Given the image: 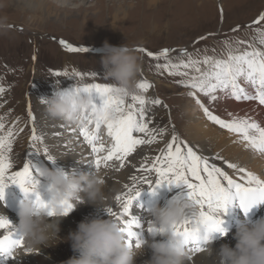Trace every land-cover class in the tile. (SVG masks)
Listing matches in <instances>:
<instances>
[{"label":"rangeland","instance_id":"1","mask_svg":"<svg viewBox=\"0 0 264 264\" xmlns=\"http://www.w3.org/2000/svg\"><path fill=\"white\" fill-rule=\"evenodd\" d=\"M261 13H264V0H0V20H6L7 24L11 25L0 29V86L5 88V93L0 95V122H3L6 128L15 125L14 131L17 135L13 152L10 154L14 169L19 170L23 163L29 160L34 174L42 165H49L47 162L54 167L58 165V162L48 161L43 152L36 153L31 148L33 125L28 115L29 106L35 116L34 126L37 134L42 137V143L37 146L43 149L46 145L43 143L44 133L40 128L46 113L41 99L51 97L57 91L72 90L79 83H111L105 79L106 69L102 63L103 53L100 51L105 41L114 46L126 43L134 47L135 51L137 48H145L155 53L167 48L172 50L173 63L179 62V58L184 56L182 49L194 58L204 55L221 57L225 52L223 42L226 40L244 41L242 48L255 44L256 47L264 49V45H260L257 39V26L253 24ZM61 39L89 51L69 52L59 43ZM136 52L142 58L137 84L146 79L153 85L146 93L140 92L139 89L136 92L148 99H151L153 93V96L166 105L148 106L151 118L149 126L168 129L164 135V147L171 142V136L176 134L198 154L210 158V163H215L217 167L228 172V159L220 153L218 154L222 159L217 158V153L204 155L206 150L188 138L183 128L186 125L184 112L186 104L194 99L187 94L189 90L177 82L180 77L170 75L167 70H158L157 65L166 62L163 58L156 60L145 53ZM73 70L83 73L84 78H70ZM65 71L69 73L68 77L54 75L56 72ZM93 73L95 79L92 78ZM205 101L209 104L206 97ZM63 122L65 121L60 123ZM63 132L66 134L64 130ZM74 132L75 129L69 139L79 135H73ZM77 132L79 133V130ZM63 146L68 147L67 143ZM162 149L153 152V147L148 149L151 154L146 156L140 169L145 165L151 166ZM53 153L54 151L49 154ZM82 154L79 157L83 162L87 161L89 156ZM133 162L136 167L137 164L134 160ZM88 165L90 162L81 166V172L91 175L86 172ZM60 168L66 170V166L60 165ZM131 172L133 173L132 170L129 173ZM141 174L153 181L158 178L155 172L149 174L140 171L134 176L140 177ZM37 178L40 180L38 188L47 191L43 178ZM139 185L147 188L143 183ZM165 187L170 188L173 185L165 183L159 189ZM182 192L181 189L165 192L163 198L167 201ZM5 202L3 207L6 206L5 209L16 218V214ZM261 204L254 206L248 214L244 213L243 217L251 221L262 218L263 211L261 216L259 214L262 210ZM114 206L120 207L117 201ZM92 218L94 214H82L75 209L61 222L60 236L66 238L70 232L77 229L80 222ZM162 237L167 239L166 236ZM19 249L21 248L16 249L14 253L16 260L0 257V262L17 264L20 258ZM41 250L48 257L54 258V264H63L64 261L77 256L70 241L42 247ZM38 253H29V256H32L30 260L36 261Z\"/></svg>","mask_w":264,"mask_h":264},{"label":"snow or ice","instance_id":"2","mask_svg":"<svg viewBox=\"0 0 264 264\" xmlns=\"http://www.w3.org/2000/svg\"><path fill=\"white\" fill-rule=\"evenodd\" d=\"M256 25L257 39L260 45H264V13L253 21ZM251 27V25H249ZM237 29H233L236 31ZM203 39V38H202ZM59 43L69 52H88L84 47L73 46L72 43L61 39ZM225 52L221 57L204 55L194 58L186 50L181 52L184 56L179 62L173 63L170 49L157 52L145 48H137L136 51L145 53L156 60L163 58L166 62L158 64V70H167L170 75L180 77L179 84L187 88L196 105L203 111L206 118L219 125L230 133L237 134L238 142L261 155H264V126L250 117H240L229 113L230 119H222L213 113L210 107L203 103L200 96L208 101H217L218 93L236 100L257 101L264 105V49L255 44H249L248 48H242L244 41H224ZM250 49V50H249ZM56 77H68V72H56ZM70 78H84V74L73 70ZM95 79V73L92 74ZM153 85L146 79L138 84L140 92L146 93ZM252 89L251 91L249 89ZM74 93H98L103 98V105L94 104L91 116H86L87 124L79 128L80 135L91 147L95 154V167L102 165L107 167L109 161H119L120 167L125 166L128 158L136 152L138 146L150 145L156 142L158 137H163L168 129L152 128L149 126V104L152 106L163 105L158 98L148 99L140 92L129 96L117 95L111 83H87L81 88L78 85L72 90ZM5 93V88L0 86V95ZM114 114V115H113ZM31 128V148L34 152L47 155L48 148L43 149L37 145L42 143V137L37 134L35 128V116L31 107L28 112ZM102 127H106L107 135L112 143L106 146L99 135ZM12 128H6L0 122V200H4L6 189L11 185H17L25 196L35 194V202L39 207L48 208L40 193L37 191L39 180L36 178L31 161L23 163L19 170H15L11 159L13 144L17 135ZM23 131V129H20ZM175 129L173 128V133ZM217 158L222 159L217 154ZM228 167L240 173L239 180L229 175L227 171L210 163L208 157L198 154L193 147L187 146V142L176 134L171 136V142L161 150L160 155L154 158L151 166H142L140 171L149 174L155 172L157 179L150 180L147 176H133L131 187L125 185L127 191L118 194L115 200L120 206V212L112 208L106 209L109 215L115 216L123 225L128 242L138 244L142 241V233L147 224V231L152 232L151 221L145 224L142 219L134 214V205L141 192L137 185L143 183L155 194L156 189L167 183L168 185H183L185 191L181 196L191 200L200 209L198 220H185L183 224L173 225L172 233L184 237L190 246V252H203L209 239L227 235V229L223 227V216L228 209L238 201L239 206L247 214L254 206L264 203V179L236 163H229ZM71 211V206L66 208L65 214ZM54 215V211H48ZM18 230L7 218L0 216V255L6 259L16 260L15 250L23 247V238L18 235Z\"/></svg>","mask_w":264,"mask_h":264},{"label":"clouds","instance_id":"3","mask_svg":"<svg viewBox=\"0 0 264 264\" xmlns=\"http://www.w3.org/2000/svg\"><path fill=\"white\" fill-rule=\"evenodd\" d=\"M8 27L11 25L6 20H0V29ZM100 51L106 69L105 79L111 82L116 94L129 96L135 93L142 58L134 47L126 43L114 46L105 41ZM86 84L77 85L83 88ZM41 101L51 118L63 120L75 128L86 126V116H91L95 104L92 95L70 90L57 91ZM45 156L53 163L62 160L49 153ZM35 176L46 182L50 199L47 200L48 208L39 207L30 196L20 201L16 229L23 238L24 251L32 253L42 247L70 241L73 251L80 255L63 264H136L146 249H151L152 255L143 264H186L191 259L190 246L184 237L170 231L173 225L183 224L185 220L199 219L200 209L191 200L175 195L166 205L151 207L148 215L153 228L150 232L152 239L142 238L138 246L135 242L129 244L122 223L112 215L107 219H86L64 238L60 236L61 222L79 206L91 204L105 211L108 209L105 207L108 199L106 178L98 169L91 175L83 172L76 175L75 170L69 173L59 167L39 168ZM145 190L139 188L141 193ZM69 205L71 211L65 214ZM49 209L54 211V215L48 214ZM157 236H166L167 239L157 241ZM216 239H209L204 250L215 258L216 264H264V218L240 222L234 248L222 244L217 250L213 247Z\"/></svg>","mask_w":264,"mask_h":264},{"label":"bare ground","instance_id":"4","mask_svg":"<svg viewBox=\"0 0 264 264\" xmlns=\"http://www.w3.org/2000/svg\"><path fill=\"white\" fill-rule=\"evenodd\" d=\"M18 1L22 2L26 0H18ZM35 1H39V0H35ZM250 90L252 89L250 88ZM218 96L220 98L217 101L211 103L209 102V104L206 103L205 97H200V99L203 103H205L207 106L210 107V110H212L214 114L219 115L222 119H230L228 114L231 113L238 115L240 117H250L251 119L255 120L257 123H260L262 126H264V107H262L264 105L261 106L257 101L234 100L232 99V97H226L220 93H218ZM152 98H156L155 95L153 96V93L151 95V99ZM93 100L97 106L103 105L104 102L103 98L99 94L97 96L93 95ZM45 113H46L45 116L47 117L43 115V121H42L44 129L42 124L40 123L41 124L40 130H42L44 133L43 139L45 142L43 143L46 146H48V153L54 151L53 155L58 158H61L62 160L56 161L58 162V165L56 167L51 166L50 163L47 162L50 166L44 164L42 165L41 168L48 167L50 169H54L57 167L60 168V165H62V167L66 166V170H65L66 172L70 173L73 170H75V174L79 175L81 173V166L90 162V165H88L89 167L86 168L88 169L86 170V172L92 174L96 169L94 164L95 161V157L93 155L94 153H92L91 147L86 143V141H84L83 137L80 135V132L79 133L77 132L79 128L70 126L66 122L60 123L62 120L51 118L46 111ZM184 114H185L184 119L186 125L183 128L184 130H186L185 132L188 135V138L192 142L194 143L197 142L201 146V148L206 150V154L204 151V155L211 156L214 155L215 153L217 154L220 153L222 157L228 159L229 163H236L240 167H243L248 171H251L256 175L260 176L262 179H264V155L254 152L248 149L244 143L238 142L237 134L230 133L228 130L222 129L219 125H216L215 123L209 121L204 115L203 111L199 108V106L196 105L194 100L186 104ZM74 129L75 132L73 135H76V133L79 135H76L75 137L69 139L71 132H73ZM101 129L103 133H101L100 130L99 135L102 139V142L106 146H109L112 143V141L111 138L107 135V129L106 127H102ZM63 130L65 131L66 134H64ZM163 140H164V136L158 137L156 142L153 144L138 146L136 152H134L128 158L123 168L120 167L119 161L114 160V161H109L107 167L102 165L98 169L101 172V174L105 176L107 181V187L105 190L106 196L108 198L105 205L106 208L113 207L112 209L115 212L117 213L120 212L121 210L120 207L114 206V203L116 202L115 197L118 194L127 191V189L124 187L125 185H128L129 187L132 186L133 184L132 177L134 176V174L140 172V166L143 164L142 162L144 161L147 155L151 154L148 152L149 151L148 149L153 147V150H151L153 152V151H157V149L159 148H164ZM66 143L68 147L63 146ZM82 153H84V155ZM81 154L82 156H89V158L86 159L87 161L83 162L84 160L81 157H79V155ZM41 156L44 158L42 154ZM133 160L137 164L136 167ZM131 170L133 171V173L131 172L130 174L129 172ZM228 172L234 178L239 180L240 177L239 172H237L234 169H229ZM141 175L143 176V174ZM137 186L140 187L139 184ZM180 189L183 192L185 191L184 186L173 185V187L170 188L167 187L160 189L157 188L155 194H153L152 191L146 188V190L143 193H141L140 197L135 202L134 214L140 217L142 219V222L146 224L147 221L150 220L148 212L151 207H153L156 204H159L160 206H164L167 204L168 200L165 201L163 198L165 192H171L174 190L179 191ZM37 191L40 193L41 197L45 201L50 199L48 190L45 191L41 188H38ZM24 197L25 194L21 191V189L17 185L11 184V186L6 189V195L4 200H0V216H7V218L11 221V223L15 227L18 225L19 222V217H18L19 203L21 200L24 199ZM30 197L32 199H35V194L30 195ZM4 202L16 214V218L10 215V212L7 211V209H5L7 208L6 206L5 208L3 207ZM236 202L235 205L233 204L228 209L227 213L225 214L226 216L225 215L223 216V220H224L223 227L228 229V231L226 236H220L219 234H216L217 239L215 240L213 247L217 250L220 248L222 244H229L231 247L234 248L237 243V240L235 239V233L237 231V227L240 222L247 220L246 217H243L244 212L242 208L239 206V203ZM77 209L82 214H89V213L94 214V218H103V219L109 218V213L107 211H105L102 208H97L96 206L91 204L81 205ZM262 211L264 212V206L262 208ZM17 234L20 235L19 232ZM142 236L145 239H149V240L152 239L150 232L147 231V224L145 225V230L142 233ZM155 239L157 241H164L162 236H157ZM18 251L20 258H18L17 264H54L53 262L54 258L52 259L51 256H49L50 257L49 258L45 252L44 253L42 252V250L35 251L37 253L39 252L37 255L38 259H36V261L30 260L32 256H29L30 255L29 252L24 251L22 248L19 249ZM79 255L80 254L77 252V256L76 255L75 256L79 257ZM151 255H152L151 249H146L145 254L137 258L136 264H143L145 260L151 258ZM190 256L191 259L186 261V264H216L215 258L209 255L207 251H203L199 253L190 252ZM0 257L5 258L3 255H1ZM0 264H2V262H0Z\"/></svg>","mask_w":264,"mask_h":264}]
</instances>
